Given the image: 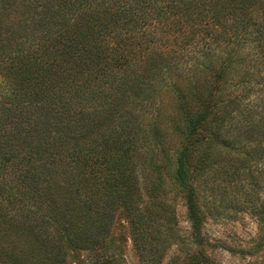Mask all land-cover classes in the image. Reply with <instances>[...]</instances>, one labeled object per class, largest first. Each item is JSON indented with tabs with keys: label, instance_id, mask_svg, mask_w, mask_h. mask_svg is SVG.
Instances as JSON below:
<instances>
[{
	"label": "trees",
	"instance_id": "1",
	"mask_svg": "<svg viewBox=\"0 0 264 264\" xmlns=\"http://www.w3.org/2000/svg\"><path fill=\"white\" fill-rule=\"evenodd\" d=\"M217 50L223 70L205 63ZM233 73L240 96L226 85ZM156 91L186 121L175 177L198 240L196 175L231 153L239 178L264 162V0H0V198L16 211L0 215V264H65V245L95 248L116 212L139 216L129 123ZM36 209L56 227L51 239ZM18 224L28 234L13 248L4 227ZM187 264L213 263L197 253Z\"/></svg>",
	"mask_w": 264,
	"mask_h": 264
},
{
	"label": "rangeland",
	"instance_id": "2",
	"mask_svg": "<svg viewBox=\"0 0 264 264\" xmlns=\"http://www.w3.org/2000/svg\"><path fill=\"white\" fill-rule=\"evenodd\" d=\"M227 55L210 58L205 63L213 62L215 68L223 70ZM252 55L257 59L260 53L255 50ZM183 70L178 71L183 76L177 83V90L181 91L186 87L180 85H187L190 80ZM238 73L243 74L240 68ZM235 76V73L228 75L226 85L234 84L233 91L240 96L244 89L234 81ZM148 94L149 98L136 103L138 109L135 107L134 119L129 123L140 142L133 159L138 182L135 192L139 197L135 200V208L136 214L139 210V216L132 218L124 210L116 212L104 242L95 248L65 245V264H187L197 253L205 255L213 264H264V162L253 163L243 171L237 164L241 173L239 178L233 172L236 161L231 153L230 159L216 160L206 171L196 175L197 200L204 220L201 238L197 240L189 219L186 194L175 177L178 156L188 136L186 121L179 116V102L171 93L156 91ZM159 112L162 116H158ZM7 199V195L0 198V215L5 212L10 220L16 214L15 201L8 202ZM22 202L28 204L26 198H22ZM79 205L76 202L73 206L75 212ZM25 210L30 212L31 207H25ZM35 214L37 232L43 231L51 239L56 227L49 224L47 216L41 217L37 209ZM74 216L81 215L75 213ZM132 220L141 224L140 246L143 249L140 252L134 244ZM17 221L21 222L20 219ZM16 226H19L18 231L10 234L4 227L13 248L21 246L20 233L28 234L21 225Z\"/></svg>",
	"mask_w": 264,
	"mask_h": 264
}]
</instances>
